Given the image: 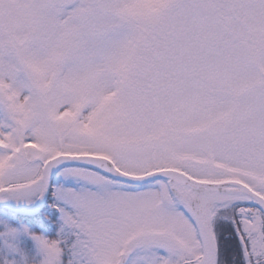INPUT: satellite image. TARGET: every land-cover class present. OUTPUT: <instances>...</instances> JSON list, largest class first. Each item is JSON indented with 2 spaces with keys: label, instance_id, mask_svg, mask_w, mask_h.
<instances>
[{
  "label": "snow or ice",
  "instance_id": "snow-or-ice-1",
  "mask_svg": "<svg viewBox=\"0 0 264 264\" xmlns=\"http://www.w3.org/2000/svg\"><path fill=\"white\" fill-rule=\"evenodd\" d=\"M3 201L0 264H264V0H0Z\"/></svg>",
  "mask_w": 264,
  "mask_h": 264
},
{
  "label": "trees",
  "instance_id": "trees-1",
  "mask_svg": "<svg viewBox=\"0 0 264 264\" xmlns=\"http://www.w3.org/2000/svg\"><path fill=\"white\" fill-rule=\"evenodd\" d=\"M6 215L10 216V221L13 227L21 224H26L33 228V230L39 233H46L51 239H56L59 230V217L56 214V210L53 209L50 203H47L43 209L34 215H24L18 214L11 211L3 210L0 208ZM55 226V228H52ZM55 231V233H53Z\"/></svg>",
  "mask_w": 264,
  "mask_h": 264
},
{
  "label": "rangeland",
  "instance_id": "rangeland-1",
  "mask_svg": "<svg viewBox=\"0 0 264 264\" xmlns=\"http://www.w3.org/2000/svg\"><path fill=\"white\" fill-rule=\"evenodd\" d=\"M11 218H10V216L6 215L3 211L0 210V231H3V222H7L8 224H10L12 226L11 221H10ZM21 226H26L30 230V232L33 234L42 235L47 239H51L44 232L37 234L33 230V228H31L30 226H28L26 224L17 225V226H15V228H20ZM52 228H55V226H52ZM53 233H55V231H53ZM56 235H57V233H56ZM19 247L27 255L28 259L30 261L34 262V264H39V262L43 259V255L40 252V249H39L36 241L34 239H32L31 236L21 235L20 239H19ZM16 259H19V256H17Z\"/></svg>",
  "mask_w": 264,
  "mask_h": 264
},
{
  "label": "water",
  "instance_id": "water-1",
  "mask_svg": "<svg viewBox=\"0 0 264 264\" xmlns=\"http://www.w3.org/2000/svg\"><path fill=\"white\" fill-rule=\"evenodd\" d=\"M45 204V201H36L33 205H25L16 201H3L0 202V207L19 214L31 215L39 213Z\"/></svg>",
  "mask_w": 264,
  "mask_h": 264
}]
</instances>
